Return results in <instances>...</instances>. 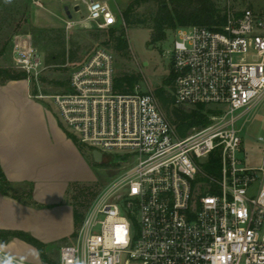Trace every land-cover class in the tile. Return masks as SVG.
I'll list each match as a JSON object with an SVG mask.
<instances>
[{
    "label": "built area",
    "instance_id": "obj_1",
    "mask_svg": "<svg viewBox=\"0 0 264 264\" xmlns=\"http://www.w3.org/2000/svg\"><path fill=\"white\" fill-rule=\"evenodd\" d=\"M75 1L86 16L65 20V31L117 22L108 3ZM170 54L174 105L212 112L184 138L153 91L139 83L115 91L111 51L95 49L71 70L64 93L46 95L41 53L22 42L15 50L29 97L50 101L78 144L102 161L113 163L117 152L134 161L92 200L58 264H264V167L235 158L247 113L264 100V15L228 12L220 26L178 28ZM201 159L218 160L219 179L201 170ZM0 264L27 263L0 253Z\"/></svg>",
    "mask_w": 264,
    "mask_h": 264
},
{
    "label": "rangeland",
    "instance_id": "obj_2",
    "mask_svg": "<svg viewBox=\"0 0 264 264\" xmlns=\"http://www.w3.org/2000/svg\"><path fill=\"white\" fill-rule=\"evenodd\" d=\"M132 0H115L111 3V9L117 18V22L110 26L98 27L97 25H87L84 28H74L65 31L64 21L68 16L64 7L60 15L63 23L56 27H42L33 19L34 0H0V68L9 69L15 73L23 71L15 68L13 54L25 40L29 45L36 48L48 66L41 76V92L46 95L60 94L67 90V84L71 70L82 63L95 49L104 48L111 51L115 59V75L122 73L140 74L139 91H155L156 88L165 85L166 80L172 77L171 87L173 88V72L171 50L175 39V30L165 31V39L152 42L153 18L157 14L159 4L149 1L134 10L135 17L145 21L142 25H125L121 13ZM220 16L228 12L240 15L245 10H251L254 14L264 15V0H212ZM78 11L74 10V5H68L71 20L79 21L86 16V10L82 3L78 2ZM170 8V4L167 3ZM124 30V38L128 44V54L123 56L116 53L112 48V38L108 35L110 30ZM50 55L57 56L59 62H46ZM27 80V79H25ZM6 83V82H5ZM30 90L32 85L29 82ZM49 104L51 114H54V105L49 101H39ZM48 109V108H47ZM188 109V108H184ZM244 119L238 122L240 126ZM68 136L73 141L74 138ZM242 144L235 158L248 168L264 167V100L258 106L247 113V122L240 132ZM81 146V152L86 153L90 172L84 176V181L75 184L70 188L67 201L81 206H88L92 200L110 182L121 177L124 173L123 165L128 164L130 159L122 152L115 153L114 162L117 164L102 161L100 164L93 163L89 149ZM83 149V151H82ZM84 154V153H83ZM130 166L134 161H130ZM120 163V164H118ZM201 170L216 179L220 178L219 170L217 174H212V164L204 159L198 161ZM94 195V196H93ZM85 208V213L87 211ZM81 208V207H80ZM83 209V208H81ZM73 233L77 231V226L73 219ZM62 243H72L67 238Z\"/></svg>",
    "mask_w": 264,
    "mask_h": 264
},
{
    "label": "crops",
    "instance_id": "obj_3",
    "mask_svg": "<svg viewBox=\"0 0 264 264\" xmlns=\"http://www.w3.org/2000/svg\"><path fill=\"white\" fill-rule=\"evenodd\" d=\"M34 1L35 23L52 28L63 23L62 7L66 12L69 4H79ZM98 1L118 8L115 0ZM29 93L27 80L0 85V171L6 182L0 180V232L31 237L42 252L22 236H0V253L27 264H58L60 247L71 244L62 242H73L75 236L73 205L67 201L70 188L91 172L86 153L70 139L55 109L51 114L49 104L31 99Z\"/></svg>",
    "mask_w": 264,
    "mask_h": 264
},
{
    "label": "trees",
    "instance_id": "obj_4",
    "mask_svg": "<svg viewBox=\"0 0 264 264\" xmlns=\"http://www.w3.org/2000/svg\"><path fill=\"white\" fill-rule=\"evenodd\" d=\"M155 1L159 4L157 14L153 18V36L152 42L162 41L165 37V31L168 29L176 30L186 26H204L215 27L220 26L225 22L226 15L220 16L215 8L212 0H132L124 11L121 13L124 24L127 25H142L145 21L139 20L135 17L134 10L142 4ZM167 3L170 4V8ZM108 35L112 38V48L116 53L123 56L128 54V44L124 38V30H110ZM59 62V58L50 55L46 58V62ZM27 76L24 72L15 73L9 69L0 68V85L7 81L25 80ZM140 81V74L136 73H122L115 76L114 89L117 93L127 94L131 93ZM172 77L166 80L165 85L156 88L154 93L157 97L160 106L166 115L169 122L175 128L179 137H186L193 129H200L206 126L209 122L208 117L211 111L205 110L203 106L196 108L184 109L174 105L171 87ZM212 166V174H217L219 169V162L216 159L210 161ZM0 180L2 185H6L4 176L0 171ZM207 181V180H205ZM94 196V195H93ZM83 209H81V208ZM88 207V206H87ZM86 206L80 204H73V218L75 226L79 227L85 215ZM3 239L13 236H22L15 232H0ZM29 243L36 246L42 252V245L31 237H24Z\"/></svg>",
    "mask_w": 264,
    "mask_h": 264
},
{
    "label": "water",
    "instance_id": "obj_5",
    "mask_svg": "<svg viewBox=\"0 0 264 264\" xmlns=\"http://www.w3.org/2000/svg\"><path fill=\"white\" fill-rule=\"evenodd\" d=\"M75 10H77V7H75ZM66 15L68 16V18L71 17V15L69 14V11L66 9ZM91 158L93 163L95 164H100L102 162V154L98 151H92L91 152Z\"/></svg>",
    "mask_w": 264,
    "mask_h": 264
}]
</instances>
